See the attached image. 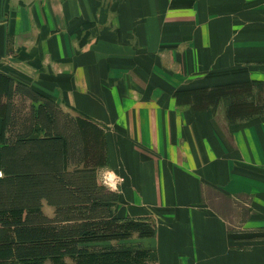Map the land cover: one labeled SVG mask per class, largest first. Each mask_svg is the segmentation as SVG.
<instances>
[{"label": "crops", "instance_id": "1", "mask_svg": "<svg viewBox=\"0 0 264 264\" xmlns=\"http://www.w3.org/2000/svg\"><path fill=\"white\" fill-rule=\"evenodd\" d=\"M9 80L96 133L85 165L117 194L111 216L151 227L98 246L264 264V0H0V136Z\"/></svg>", "mask_w": 264, "mask_h": 264}, {"label": "trees", "instance_id": "2", "mask_svg": "<svg viewBox=\"0 0 264 264\" xmlns=\"http://www.w3.org/2000/svg\"><path fill=\"white\" fill-rule=\"evenodd\" d=\"M17 95L39 104L23 112L12 103ZM80 129V121L63 115L49 98L8 81L0 136V264H43L47 258L64 264V256L75 264H138L148 256L97 245L151 231L111 216L117 194L98 185L94 166L85 165L101 145L96 133L92 140ZM64 157L74 170L64 169ZM43 200L55 207L52 218L41 211Z\"/></svg>", "mask_w": 264, "mask_h": 264}, {"label": "built area", "instance_id": "3", "mask_svg": "<svg viewBox=\"0 0 264 264\" xmlns=\"http://www.w3.org/2000/svg\"><path fill=\"white\" fill-rule=\"evenodd\" d=\"M103 183L115 190L119 184V179L113 174H108L103 176Z\"/></svg>", "mask_w": 264, "mask_h": 264}, {"label": "rangeland", "instance_id": "4", "mask_svg": "<svg viewBox=\"0 0 264 264\" xmlns=\"http://www.w3.org/2000/svg\"><path fill=\"white\" fill-rule=\"evenodd\" d=\"M232 215H234V216H236V213H233ZM244 216L246 215V213L245 214H243ZM242 217V216H241ZM241 217H240V219H241ZM2 217H0V219H1ZM236 226H238V221H237V218H236V220H235V222H233ZM144 225H146V224H144ZM235 226V227H236ZM145 232H149V231H151V227H149V228H145L144 227V229H143ZM0 237H1V234H0ZM52 261V260H51ZM52 263L54 264V262L52 261ZM65 263V262H64ZM26 264H29V263H26ZM44 264V263H43ZM74 264H75V261H74Z\"/></svg>", "mask_w": 264, "mask_h": 264}]
</instances>
